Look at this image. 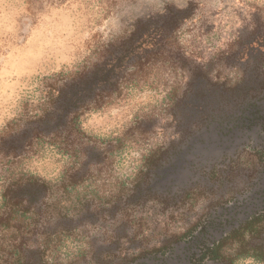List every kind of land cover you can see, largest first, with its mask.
I'll use <instances>...</instances> for the list:
<instances>
[{
  "label": "rangeland",
  "instance_id": "obj_1",
  "mask_svg": "<svg viewBox=\"0 0 264 264\" xmlns=\"http://www.w3.org/2000/svg\"><path fill=\"white\" fill-rule=\"evenodd\" d=\"M120 7L130 11L125 5H117L116 9H112L113 15L102 25L95 26L93 20L91 31H86L83 39L97 48L113 29H127L128 25L119 24L117 9ZM111 8L110 0H93L89 13L99 18ZM133 11L144 17L151 15L147 9L141 11L137 8ZM131 18L135 19V16ZM259 23L264 27V9L255 6L251 0H201L200 10L194 22L189 25L190 40L191 37L195 38V46L181 47L176 41L184 58L160 61L165 66L171 65L178 74L181 69L193 72L188 90L182 98L178 95L179 89H172L171 86L165 89L162 84L160 86L162 107L176 117L177 130L182 133L181 139L171 142L166 150H161L152 167L141 176L138 185L137 174L124 180L117 179L113 172L114 162L123 158L129 146L135 148L133 141L146 139L134 133L137 130L146 133L152 127L151 119L141 121L137 117L136 127L116 139L121 143L118 148L114 141L115 150L112 154L103 152L98 155L101 158L99 161L89 159L81 162L83 167L80 174L85 176L84 182L78 192H72L64 198L63 205L67 209L60 218L69 231L58 243L57 250L46 252L43 264H116L142 249L174 239L190 228L198 215L206 212L216 201L232 193L242 183L244 166H237V172H225V175L221 171L223 167L217 166V170H220L214 174L215 177L210 178L212 174L206 173V166H192L180 153L183 148L192 146L191 142L199 137L207 123L223 121L241 102L252 96L260 85L264 86V37L255 31ZM96 32L102 33V36L93 40ZM201 52L203 57L195 56V53ZM185 53L189 58H186ZM201 58L211 59L207 66H214L221 74L219 78L224 79L225 83L213 84L207 79L195 63L196 59ZM155 64L138 73L134 83L126 90L147 87L153 83L154 78L149 75V69ZM58 71L49 68L45 75ZM42 79L43 76L37 82L39 88ZM231 81H237L235 87L226 86ZM177 83L182 82L177 80ZM31 108L28 106L27 109ZM240 153L236 162L243 163L248 158L247 152L242 150ZM58 155L65 160L64 170L70 169L73 161L60 153ZM93 161L100 163L90 171L89 164ZM144 165L139 172L144 170ZM77 194L80 197L78 202L74 201ZM202 198L207 203L196 210ZM76 217L79 219H72ZM51 219L53 227L55 220ZM85 221L91 223L85 224ZM260 225L262 230L258 236L245 234L249 240L247 247L264 242V222ZM236 256L237 252L231 256L233 264Z\"/></svg>",
  "mask_w": 264,
  "mask_h": 264
},
{
  "label": "clouds",
  "instance_id": "obj_2",
  "mask_svg": "<svg viewBox=\"0 0 264 264\" xmlns=\"http://www.w3.org/2000/svg\"><path fill=\"white\" fill-rule=\"evenodd\" d=\"M92 3L93 0H0V143L9 139L3 136L4 131L25 115L28 106L36 108L46 102L37 82L41 76L44 80L48 79L45 73L49 68L59 69L56 75L70 77L83 73L85 69L93 71L96 64L103 63L99 52L117 46L126 38V27H117L108 34L100 48L92 47L88 40L83 39L86 31H91L93 20L95 26L102 25L113 15L112 9H116L117 5H125L130 10L125 11V7L117 9L119 24L130 25L133 30L136 23L144 22V16L137 15L134 9L149 10L151 15L148 19H152L153 16L168 15L169 8L183 12L193 6L191 15L182 18L174 29V35L181 47L196 44L194 37L190 40L189 25L194 22L200 10L201 0H110L112 8L99 18L89 13ZM251 3L264 9V0H251ZM100 36L102 33H94L93 40ZM185 56L189 58L187 53ZM195 56L203 57V53H195ZM195 63L211 83H225L224 79L219 78L221 74L214 66H207L211 63L210 58L196 59ZM129 68L136 70V66L132 64ZM149 75L154 81L147 87L129 91L117 82L114 89L103 93L102 102L97 103L98 97H91L77 109L80 131L86 137L98 141H115L123 137L136 127L137 117L141 121H153L146 133L139 130L134 133L135 136L146 139L133 141L135 148L129 146L123 153V158L114 162L113 172L120 180L138 174L146 163V158L157 150H166L171 142L179 141L182 136L177 130L176 117L162 107L160 86L162 84L165 89L170 86L172 89H179L178 95L182 98L188 90L193 72L181 69L178 74L171 65L165 66L163 62L157 61L149 69ZM177 80L182 83L178 84ZM236 83L237 81H231L226 86L235 87ZM102 88L101 83L98 91ZM94 147L100 153L106 149L104 144ZM9 161L28 177L25 184L29 180L45 185L55 183L65 167L64 158L51 145L40 147L25 143L19 152L0 149V193L6 191V184L10 186L12 183L3 174ZM99 163L91 162L89 170ZM42 200L48 202L47 192ZM23 203L27 207L29 202L25 199ZM206 203L202 198L196 205V210H200ZM72 219L78 220L79 217ZM5 235L10 237L12 232H0V247L6 246L3 239ZM239 246V242H233L230 247L223 249V254L233 256ZM26 247L29 251L37 250L36 243L32 240L27 242ZM235 264H264V261L255 255H243L236 256Z\"/></svg>",
  "mask_w": 264,
  "mask_h": 264
},
{
  "label": "trees",
  "instance_id": "obj_3",
  "mask_svg": "<svg viewBox=\"0 0 264 264\" xmlns=\"http://www.w3.org/2000/svg\"><path fill=\"white\" fill-rule=\"evenodd\" d=\"M192 10L193 6L183 12L169 8L166 16L152 19L144 17V22L136 23L134 30L128 25L126 38L117 46L99 52L103 63L96 64L93 71L85 69L74 77L56 75V72L49 75L47 80H41L40 91L46 102L39 107L27 109L20 120L14 121L4 131L3 136L9 139L0 143V149L19 152L25 143L40 147L51 145L58 153L73 161V164L70 169L63 171L58 181L45 185L35 180L25 184L28 177L19 172L11 161L6 163L3 174L12 183L10 186L6 184V191L0 193V232H12V235L3 238L6 246L0 247L2 264H43L46 252L58 249V243L69 231L60 219L67 209L63 205L64 198L72 192H78L84 182L85 176L80 174L83 167L81 162L101 159L98 156L101 153L94 147L97 144L106 145L104 153L112 154L115 150L114 141H98L86 137L80 131L77 109L91 97H98L97 103L102 102L103 93L114 89L117 82L126 89L134 83L138 73L157 61L184 58L177 47L174 29L182 18L191 15ZM262 28V23H259L255 31L264 37L261 34L264 32ZM130 64L136 66L135 71L129 68ZM101 83L103 88L98 91ZM116 144L118 148L121 143L116 140ZM161 152L157 150L146 158L144 170L136 176L137 185ZM46 192L48 202L42 200ZM75 197L74 201H80L79 194ZM25 199L29 202L27 207L23 203ZM51 218L55 220L53 227ZM29 240L36 243L37 250L27 249ZM248 243L249 240L240 242L237 256L255 255L264 261V246L247 247Z\"/></svg>",
  "mask_w": 264,
  "mask_h": 264
},
{
  "label": "flooded vegetation",
  "instance_id": "obj_4",
  "mask_svg": "<svg viewBox=\"0 0 264 264\" xmlns=\"http://www.w3.org/2000/svg\"><path fill=\"white\" fill-rule=\"evenodd\" d=\"M261 86L223 121L207 123L191 142L192 146L180 153L192 166H206V173L212 174L210 178L220 170L217 166L223 167L224 175L237 172V166L245 167L242 183L198 215L190 228L174 239L142 249L116 264H233V258L224 255L223 249L233 242L246 241V233L253 236L261 232L260 223L264 222V86ZM242 150L248 158L243 163L236 162ZM254 245L264 246V242Z\"/></svg>",
  "mask_w": 264,
  "mask_h": 264
}]
</instances>
